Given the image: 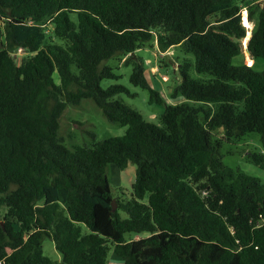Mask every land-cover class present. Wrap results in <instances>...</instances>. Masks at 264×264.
I'll list each match as a JSON object with an SVG mask.
<instances>
[{"label": "trees", "instance_id": "trees-1", "mask_svg": "<svg viewBox=\"0 0 264 264\" xmlns=\"http://www.w3.org/2000/svg\"><path fill=\"white\" fill-rule=\"evenodd\" d=\"M247 1L0 0L2 264H264V182L226 166L213 135L260 134L263 152L250 157L264 167V70L234 64ZM255 14L248 48L256 61L264 59V6L251 20ZM153 40L162 51L185 43L195 70L213 76L193 79L186 63L174 97L215 104L214 114L167 104L159 126L114 99L126 87L102 88L117 78L108 60ZM20 49L32 55L18 64ZM132 62L131 82L164 103L143 63ZM85 99L126 126L125 135L67 147L60 119ZM130 163L132 199L114 209L108 169ZM46 238L62 261L44 254ZM112 251L118 262H110Z\"/></svg>", "mask_w": 264, "mask_h": 264}, {"label": "rangeland", "instance_id": "rangeland-1", "mask_svg": "<svg viewBox=\"0 0 264 264\" xmlns=\"http://www.w3.org/2000/svg\"><path fill=\"white\" fill-rule=\"evenodd\" d=\"M264 6V0H248L242 10V22L247 28L246 37L241 40L243 44L242 54L234 59V64H247L249 60L256 63V69L264 70V59H253L251 53L247 50L250 41V35L253 32L257 23V14L254 19H250V11L256 13ZM244 12L249 21L250 26L244 22ZM74 20L77 19L74 17ZM1 30L4 25L0 22ZM250 31V32H249ZM49 32V31H48ZM50 33V32H49ZM250 34V35H249ZM247 38V41L245 39ZM58 44H63V41L54 40ZM31 52H26L23 49L17 51L15 59L18 64L31 56ZM133 61H141L146 70V76L150 85L157 91L161 92L164 97V103L159 104L151 101V94L148 89L136 86L131 82V74L134 69V63L127 64L129 58ZM186 63H189L188 73L193 79L210 81L213 76L208 73H199L195 70V56L186 49V44L182 43L172 47L167 51H162L159 48L157 40L145 43L140 49L132 55L119 56L110 59L106 62L107 65L114 69L117 78L105 79L101 82V86L107 89L113 85H121L127 88L128 92L121 93L114 99L121 100L130 108L138 111L143 119L147 122L163 125L161 116L165 111L167 104H179L187 102L190 106L202 109L201 117L205 116L206 112L214 114L218 106L212 103H204L194 100H185L182 96L174 97L175 88L182 83L183 76L181 69L185 68ZM252 64V65H253ZM56 83H59V75H54ZM243 109L241 105L240 110ZM127 127L118 123H111L104 116L102 110L92 99H85L79 105H71L67 108L60 119V134L64 138V143L69 148H74L78 145L91 146L95 141H101L110 137L124 136ZM215 138L222 141L221 152L223 154V162L226 166L232 167L235 170L246 173L248 175L258 177L264 182V167L257 165L250 157L251 153H262L263 147L260 139V134L252 132L240 137L239 139H227L223 130L218 129L213 132ZM137 176V165L130 163L127 168L118 170L111 165L108 169V177L112 187L113 207L118 208V200L127 202L132 199L133 185ZM62 202L65 205V196L62 197ZM5 212V210H2ZM120 214L123 218L128 215L121 210ZM3 222V221H2ZM147 236V233L136 235L135 233H127L126 237L129 240L139 239ZM43 252L46 256L54 261H62L63 254L56 248V244L52 239L46 238L43 243ZM119 258L114 253L110 254V262H118Z\"/></svg>", "mask_w": 264, "mask_h": 264}, {"label": "bare ground", "instance_id": "bare-ground-1", "mask_svg": "<svg viewBox=\"0 0 264 264\" xmlns=\"http://www.w3.org/2000/svg\"><path fill=\"white\" fill-rule=\"evenodd\" d=\"M244 22H245V24L247 25V26H250V24H249V21H248V19H247V17H246V12H244ZM250 32V31H249ZM250 35V34H249ZM245 41H247V38L245 39ZM249 63L252 65L253 64V61L252 60H249Z\"/></svg>", "mask_w": 264, "mask_h": 264}, {"label": "water", "instance_id": "water-1", "mask_svg": "<svg viewBox=\"0 0 264 264\" xmlns=\"http://www.w3.org/2000/svg\"><path fill=\"white\" fill-rule=\"evenodd\" d=\"M252 37V33H251V35H250V38ZM2 44H0V49L2 48ZM250 53H251V51L249 50V48L247 49Z\"/></svg>", "mask_w": 264, "mask_h": 264}, {"label": "built area", "instance_id": "built-area-1", "mask_svg": "<svg viewBox=\"0 0 264 264\" xmlns=\"http://www.w3.org/2000/svg\"><path fill=\"white\" fill-rule=\"evenodd\" d=\"M0 264H2V262H0Z\"/></svg>", "mask_w": 264, "mask_h": 264}]
</instances>
